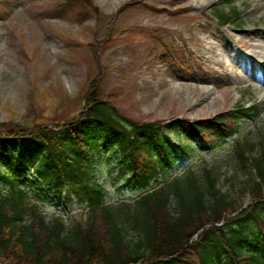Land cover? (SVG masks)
<instances>
[{
    "label": "rangeland",
    "instance_id": "374dc122",
    "mask_svg": "<svg viewBox=\"0 0 264 264\" xmlns=\"http://www.w3.org/2000/svg\"><path fill=\"white\" fill-rule=\"evenodd\" d=\"M61 1L0 0V49L5 53L0 54V127L32 128L73 118L82 111L85 93L96 86L116 100L128 119L176 123L179 128L182 120L204 121L243 106L240 117L252 104L246 119L237 123L239 137L247 134L252 143L263 142L264 95L249 75L264 76V34L250 41L251 47L243 46L247 39L243 35L254 27L264 33V0H233L243 12L241 27L221 26L214 18L213 5L227 11L225 0H188L187 11L178 0H92L91 5L72 9L58 8ZM129 27L149 32L134 35L131 41L120 34ZM108 29L119 33L107 34ZM207 29L234 37L230 47L237 55L231 63L245 71L240 77L233 72L247 80L245 85L233 78L219 81L223 67L218 62L227 63L224 48L217 56L206 48L196 50L199 40L208 37ZM156 37L171 46L167 45L168 55L154 40L146 41ZM212 70L215 76L210 75ZM228 147L224 142L221 151L207 153L206 162L222 175L219 186L247 207L250 201L240 194V187L252 173L246 170L232 178L235 163H228L232 146ZM104 170L107 175L100 180L108 181L110 200L126 195L118 166L106 163ZM4 190L0 184V192ZM39 204L48 216L61 212L68 224L85 220L75 200L68 203L52 196ZM126 234L134 240L132 231Z\"/></svg>",
    "mask_w": 264,
    "mask_h": 264
},
{
    "label": "trees",
    "instance_id": "16d2710c",
    "mask_svg": "<svg viewBox=\"0 0 264 264\" xmlns=\"http://www.w3.org/2000/svg\"><path fill=\"white\" fill-rule=\"evenodd\" d=\"M80 3L87 1L64 0V5ZM216 16L224 24L234 21L225 13ZM100 94L98 87L91 86L83 111L64 121H45L30 129L0 127V184L5 186L0 193V264H264L258 245L246 241L243 234L210 229L194 248L187 246L197 230L211 219L218 221L222 211L235 208L227 194L215 189L214 176L208 182L213 206L193 173L156 187L134 204L104 202L105 193L91 173L89 158V150L99 140L122 156L132 174L127 183L141 187L156 182L158 173L169 165L172 151L180 148L163 138L162 121L134 122L117 108L114 98L104 101ZM232 123L224 114L205 121L188 120L184 135L176 137L187 142L197 135L202 144L213 145V138L225 137ZM245 152L240 149V154ZM254 169L261 182L252 192L259 191L264 199L263 157L254 160ZM64 191L86 205L84 222L67 224L39 208L37 198H61ZM259 210L264 211V203L253 214L246 212L245 221ZM250 225L241 228L261 233L264 219L252 229ZM127 227L136 232L133 241L127 239ZM191 249L196 256L193 261L186 255Z\"/></svg>",
    "mask_w": 264,
    "mask_h": 264
},
{
    "label": "bare ground",
    "instance_id": "6f19581e",
    "mask_svg": "<svg viewBox=\"0 0 264 264\" xmlns=\"http://www.w3.org/2000/svg\"><path fill=\"white\" fill-rule=\"evenodd\" d=\"M177 1V0H176ZM181 1L183 6H182V10L187 11L189 10V8L191 7L190 5H186L188 4V0H178ZM207 33H208V37L206 38H202L199 40V43L196 46V50L201 51L202 48H206L208 49L214 56H217L219 54L218 50L223 49V53L226 55L227 57V63L225 65H223V63L221 61L218 62V64L220 66H222L223 68H221V73L224 77V79L226 80L227 78H233L236 82H239L241 84H246L247 80L245 79H240L238 77H240V73L241 71H245V68L242 65H239L238 67H235L231 61L233 58L236 57V53L232 51L231 47H230V43L233 42L234 37L232 35H230L228 32H223L222 30H210L207 29ZM263 35L264 33L259 32L257 29H250L244 33V38H247L246 40L244 39V47H251L252 44H250V41L253 42L254 38L252 37V35L258 36V35ZM247 41V42H245ZM196 44V43H195ZM0 54H5L3 52V49H0ZM196 58L199 61L201 59V56L196 54ZM235 71L236 73L239 74V76L237 77L235 75V73L233 72ZM211 75L215 76L217 74V72L213 71L210 73ZM250 76V80L255 81V83L253 84L254 87L264 95V76L260 77V76H255L253 74L249 75ZM242 77V76H241ZM244 78V77H243ZM209 79V78H208ZM228 80V79H227ZM199 81L204 82L207 81L206 79H199ZM193 94V92H190V96ZM194 103H198L199 106H201V102L199 100H196Z\"/></svg>",
    "mask_w": 264,
    "mask_h": 264
}]
</instances>
